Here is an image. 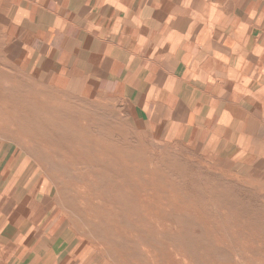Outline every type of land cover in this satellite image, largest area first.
I'll list each match as a JSON object with an SVG mask.
<instances>
[{"label":"crops","instance_id":"crops-1","mask_svg":"<svg viewBox=\"0 0 264 264\" xmlns=\"http://www.w3.org/2000/svg\"><path fill=\"white\" fill-rule=\"evenodd\" d=\"M2 59L54 91L115 95L158 137L264 167V0H0ZM7 164L0 264H79L73 229L16 197Z\"/></svg>","mask_w":264,"mask_h":264},{"label":"rangeland","instance_id":"rangeland-1","mask_svg":"<svg viewBox=\"0 0 264 264\" xmlns=\"http://www.w3.org/2000/svg\"><path fill=\"white\" fill-rule=\"evenodd\" d=\"M0 153L14 195L73 229L79 264H264V167L158 137L115 95L0 60Z\"/></svg>","mask_w":264,"mask_h":264}]
</instances>
